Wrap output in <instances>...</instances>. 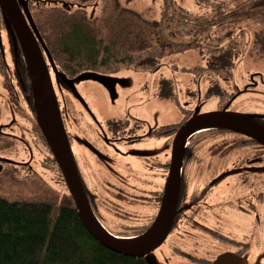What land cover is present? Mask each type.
<instances>
[{
    "label": "flooded vegetation",
    "instance_id": "obj_1",
    "mask_svg": "<svg viewBox=\"0 0 264 264\" xmlns=\"http://www.w3.org/2000/svg\"><path fill=\"white\" fill-rule=\"evenodd\" d=\"M11 1L8 8L12 11L20 9L26 22L27 27L20 19L21 28L36 38L50 79L49 62L36 35L44 42L47 41V35L56 31L51 28L63 31L70 25L89 24L97 19L93 12L98 8L95 6L97 0ZM60 1L72 3V10H67ZM8 8L0 0V152L6 149L15 154L16 151L20 158L0 157V170L4 166L18 169L22 165V171L30 172L33 170L34 161L27 155L31 153L34 139L39 141L36 145H41L50 154L51 151L38 123L35 122L32 81L17 31L19 21L7 13ZM252 12L260 15L263 13ZM206 61L208 66L212 63V60ZM213 73L220 76L219 84L209 92L217 95L216 107L206 111H194L193 107H188V101L181 110L180 120L145 130L138 125L134 126L130 119L109 118L101 125L106 136L98 131L93 121H87L93 120L91 114L79 106L77 111L82 115V122L74 120L75 117L70 118L71 113L66 110L69 107L59 101L56 95L77 172L87 198L102 223H116L120 220L125 227L123 232L130 237L140 235L150 226L162 203L165 181L171 168L173 138L180 126L195 114L193 112L201 114L224 109L250 115L253 121L264 127L263 111L237 106L236 110L231 108L245 95L264 97V93L258 88L264 86V71H255L248 77L242 76V81H237L236 88L227 89L224 88L230 86L231 82L234 83V75ZM58 74L63 82H68L73 77L66 79L61 73ZM165 87L162 94L168 96ZM53 89L56 92L54 86ZM227 91L232 94V100L229 103L225 99L220 101ZM77 105H80L79 100L75 106ZM6 111L10 116L4 115ZM14 116L20 122L13 119ZM65 117L70 120V127L67 126ZM159 127L165 130L163 137L159 135L157 138L166 140L165 157L162 161L146 153L148 150L151 152L152 148L146 147L147 138H155ZM12 128L19 130L17 138L8 132ZM35 128L39 129L35 131ZM77 129L90 137L77 135ZM73 144L76 145L74 149ZM131 148L133 151L129 153L128 149ZM115 149L121 156L115 157L117 159L127 161L125 157H130L145 160L144 170L137 171L125 165L121 172L104 171L117 167L110 152ZM24 153L26 157L23 156ZM152 158H156V161L150 163ZM87 161H90L91 167V161L101 166L103 172L100 171L101 168L96 171L92 169L91 172V168L84 165ZM180 163L174 214L161 247L155 249L160 254L164 247L169 246L171 254L168 252L162 263L212 264L218 256L230 253L233 257L245 259L247 264H264V145L237 131L219 127L201 128L186 138ZM97 171L101 173L98 174ZM90 178L105 180L104 197L97 196V190L101 187L97 183L88 182ZM137 225L147 227L136 235H129L130 230Z\"/></svg>",
    "mask_w": 264,
    "mask_h": 264
},
{
    "label": "rangeland",
    "instance_id": "obj_2",
    "mask_svg": "<svg viewBox=\"0 0 264 264\" xmlns=\"http://www.w3.org/2000/svg\"><path fill=\"white\" fill-rule=\"evenodd\" d=\"M164 1L119 0L121 7H128L142 18H160L166 4ZM171 1L175 6L181 7L183 13L180 15L175 12L170 13L169 19H167L169 23L166 24V33L169 31V33L173 34L172 40L175 44H188L199 39L201 48L188 49L180 53H167V55L160 58L161 68L158 72H138L134 71L130 66L126 67L127 65L125 64L111 63L109 66L116 67L117 70L115 72H106L107 67L102 71L85 70L79 77H71L74 78L72 83L64 79L65 82H63L60 79L58 72L63 73V71L60 70L59 66L56 68L53 65H49L51 80L56 90L55 95L58 96L59 101L64 102L70 108L66 109L71 113L70 118L75 117L74 120L79 123L82 122L80 117L82 115L77 111L79 106L86 113L91 114L93 120L89 119L87 121H93L94 126L103 134L101 125L109 118L130 119L134 126L138 125L145 130L164 124H172L180 120L182 118L181 110L187 104L188 107H193L194 111H206L213 108L217 103V95L209 94V92L219 84L220 76L213 75V72L207 71L209 67L206 59L209 56L207 52L209 48H214L216 52L231 48L234 50L232 73H226V75H234V83L231 82L230 86L224 89L236 88L237 81H242V76L248 77L255 71H264V9L261 15L254 14L249 9L253 0ZM52 3L54 4V2ZM60 3L64 4L67 10L72 5V3L65 1H60ZM218 5L221 6L217 8ZM95 6L98 8L93 12L96 13L97 19L106 17L110 22L113 21L114 15H118V12L113 11L101 13L103 3L101 7L99 2ZM123 13L124 17H130L125 11ZM228 15H233V17L230 18ZM206 25V29H202ZM61 75L69 78L64 73ZM221 79L225 82L223 76H221ZM164 87L169 93L168 96L162 94ZM258 88L264 93V86H259ZM0 95H2L1 91ZM230 96L232 97V94L227 91L225 96H220V101L225 99L227 102ZM78 100L80 105L75 106ZM239 102L232 105L231 108L236 110L237 106L264 112V97L262 96L245 95ZM4 113V115L10 116L8 111ZM13 115L16 114L14 113ZM13 119L17 122L19 121L17 116H14ZM65 119L67 126L70 127V120L66 117ZM18 131V129L12 128L8 132L17 138ZM76 131L79 136L90 137L79 129ZM103 135L106 136L105 133ZM165 141L162 138H147L146 147L152 148H150L151 152L148 150L146 153H150L152 157H156L158 160H164ZM36 143H39V141L34 139L31 153L29 152L27 155L34 161L32 163L33 169L42 167L37 162L44 155L43 151L40 150L41 145L38 146ZM75 147L76 145L73 144V149ZM3 151L0 152L1 159L5 157L13 158L14 156L20 158L16 151L15 154L6 149ZM128 151L131 153L133 148L128 149ZM110 152L114 157L112 161L117 167L105 169L104 171L117 170L121 172V168L125 165L137 171L144 170L145 160L123 156L127 160L123 161V159L115 158L121 157L116 149ZM25 155L24 153L23 156L26 157ZM156 158H152L149 162H155ZM91 162L92 167L90 161L84 164L91 168V172L92 169L96 171V169L101 168L93 161ZM1 166L2 163L0 162ZM41 170L44 172L42 173L44 176H51L43 169ZM100 171L103 172V169L101 168ZM97 173L101 172L97 171ZM88 182L97 183V186L102 189L97 190V196L104 197V179L90 178ZM163 252L165 251L163 250ZM163 252L160 254L156 253L159 257L158 260L161 262H163ZM169 253L171 254V252Z\"/></svg>",
    "mask_w": 264,
    "mask_h": 264
},
{
    "label": "trees",
    "instance_id": "obj_3",
    "mask_svg": "<svg viewBox=\"0 0 264 264\" xmlns=\"http://www.w3.org/2000/svg\"><path fill=\"white\" fill-rule=\"evenodd\" d=\"M98 2L100 7L103 3L101 13L118 12L113 21L104 17L89 24L70 25L63 31L51 28L56 31L46 36L44 44L50 59L67 77L84 70L102 71L105 67L106 72L113 73L117 69L110 67L111 63L125 64L138 72H154L160 66V58L167 53L201 48L199 39L175 44L173 34L166 33L170 13H183L171 0L164 1L160 18H142L128 7H121L119 0ZM249 9L262 11L264 0H253ZM124 11L130 17H124ZM214 50L207 49L206 60H212L209 71L232 73L234 50ZM164 130L159 127L155 138L163 137ZM40 150L44 155L37 163L51 176H44L38 167L30 172L22 171V165L18 169L4 166L0 170V264H148L145 257L114 252L89 234L78 219L53 157L47 149L41 147ZM106 224L112 233L128 236L120 220ZM146 227L137 225L129 235H136ZM164 251L162 257L169 254L168 245ZM154 253L156 255L155 250Z\"/></svg>",
    "mask_w": 264,
    "mask_h": 264
},
{
    "label": "water",
    "instance_id": "obj_4",
    "mask_svg": "<svg viewBox=\"0 0 264 264\" xmlns=\"http://www.w3.org/2000/svg\"><path fill=\"white\" fill-rule=\"evenodd\" d=\"M1 1L7 8L12 2L11 0ZM8 9H6L7 13L14 20L19 21L17 29L18 37L32 81L36 118L51 154L61 171L67 190L75 205L78 219L89 234L106 248L127 256L145 257L148 264H163L156 257L154 250L163 242L174 214L179 167L186 138L197 129L219 127L243 133L264 145V127L253 121L250 115L226 111L224 109L194 114L180 126L173 138L171 168L165 181L162 203L155 219L140 235L130 238L115 236L99 222L83 190L66 137L63 121L61 120L49 72L41 51L37 47V40L35 36L31 33L27 34L21 28L22 23L20 19L23 21V25L26 26V22L21 15V10L16 9V12L15 10ZM25 14L34 27L29 14L27 12ZM68 82H72V80H68ZM212 264H247V261L243 258L233 257L232 254L227 253L218 256Z\"/></svg>",
    "mask_w": 264,
    "mask_h": 264
}]
</instances>
